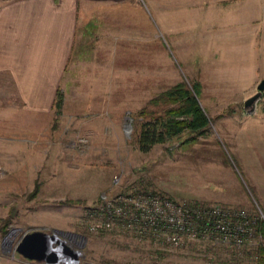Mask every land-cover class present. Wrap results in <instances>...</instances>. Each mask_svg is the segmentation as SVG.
Returning <instances> with one entry per match:
<instances>
[{"label": "rangeland", "instance_id": "1", "mask_svg": "<svg viewBox=\"0 0 264 264\" xmlns=\"http://www.w3.org/2000/svg\"><path fill=\"white\" fill-rule=\"evenodd\" d=\"M78 15L71 59L93 52L103 64L113 55L114 74L104 72L103 81L100 70L94 91L68 87L62 114L28 155L0 149V264L22 259L13 243L30 228L54 233L75 251L76 258L63 255L58 264H254L261 241L242 252L209 237L174 247L116 222L89 227L102 218L103 196L148 191L178 203L236 208L264 223V137L262 154L252 139L264 134L263 98L256 112L242 109L262 78L254 72L264 73V35L253 34L264 31V0H80ZM88 17L94 32L80 37ZM82 74L79 67L71 72L73 79ZM180 81L198 85L205 134L182 144L183 131L139 150L136 112L155 107L148 101ZM107 101L113 113L104 112ZM84 104L91 108H76Z\"/></svg>", "mask_w": 264, "mask_h": 264}, {"label": "crops", "instance_id": "2", "mask_svg": "<svg viewBox=\"0 0 264 264\" xmlns=\"http://www.w3.org/2000/svg\"><path fill=\"white\" fill-rule=\"evenodd\" d=\"M79 3L80 0H0V149L4 156L28 155L33 140L50 131L52 117L54 120L62 114L63 92L68 87L74 85L75 91H94L91 86L101 82H98L100 70L103 81L104 72L114 74L113 55L106 57L103 64L92 59L93 52L71 59L77 24L81 21ZM81 28L80 37L87 38L94 32V20L91 17L82 20ZM253 34L260 37L264 31L256 27ZM78 67L83 71L82 77L73 79L71 72ZM255 74L264 76L263 72L255 71ZM79 83L83 87L79 88ZM56 91L62 94L57 115L53 106ZM261 98L264 115V89ZM103 105L107 114L109 107L114 112L113 103L107 101ZM88 107L91 108L86 104L76 106ZM262 136L260 132L252 135L253 140H258L254 146L261 154ZM263 168L264 165L261 170L264 183ZM17 264L32 263L19 259Z\"/></svg>", "mask_w": 264, "mask_h": 264}, {"label": "built area", "instance_id": "3", "mask_svg": "<svg viewBox=\"0 0 264 264\" xmlns=\"http://www.w3.org/2000/svg\"><path fill=\"white\" fill-rule=\"evenodd\" d=\"M103 198L102 218L90 225L92 231L109 229L116 222L138 236L162 240L174 247L209 237L234 244L240 252L247 243L261 241L255 231L257 217L236 208L217 203H178L150 191Z\"/></svg>", "mask_w": 264, "mask_h": 264}, {"label": "trees", "instance_id": "4", "mask_svg": "<svg viewBox=\"0 0 264 264\" xmlns=\"http://www.w3.org/2000/svg\"><path fill=\"white\" fill-rule=\"evenodd\" d=\"M188 88L183 81L177 82L151 98L148 103L151 109H139L135 117L142 120L136 136V143L141 151H147L153 144L169 141L173 136L179 137L185 133L182 144L194 142L198 136L205 134L208 118L201 111L195 99L197 84H190ZM62 94L56 91L54 97V113L60 110ZM165 107L157 109V105ZM4 232V225L0 226ZM255 231L260 235L261 242L253 249L254 264H264V223L258 220Z\"/></svg>", "mask_w": 264, "mask_h": 264}, {"label": "water", "instance_id": "5", "mask_svg": "<svg viewBox=\"0 0 264 264\" xmlns=\"http://www.w3.org/2000/svg\"><path fill=\"white\" fill-rule=\"evenodd\" d=\"M263 89L264 76L256 83L255 90L242 100V109L246 114L254 113ZM126 128L129 129L130 124L127 123ZM13 252L26 261L42 264H58L63 255L76 258L75 251L62 239L40 228L24 230L14 241Z\"/></svg>", "mask_w": 264, "mask_h": 264}, {"label": "bare ground", "instance_id": "6", "mask_svg": "<svg viewBox=\"0 0 264 264\" xmlns=\"http://www.w3.org/2000/svg\"><path fill=\"white\" fill-rule=\"evenodd\" d=\"M61 259H64L63 256L60 257Z\"/></svg>", "mask_w": 264, "mask_h": 264}]
</instances>
